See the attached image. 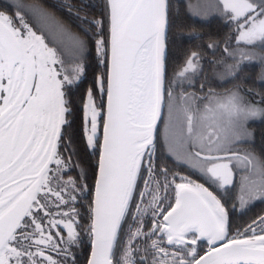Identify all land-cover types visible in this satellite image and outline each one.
Wrapping results in <instances>:
<instances>
[{
    "label": "snow or ice",
    "instance_id": "obj_1",
    "mask_svg": "<svg viewBox=\"0 0 264 264\" xmlns=\"http://www.w3.org/2000/svg\"><path fill=\"white\" fill-rule=\"evenodd\" d=\"M89 7L66 6L79 31L40 0L0 10V264H79L84 235L86 264H264V214L232 221L264 202V152L240 147L264 120V92L241 79L258 64L264 82V0ZM213 12L234 28L170 75V47L203 39ZM93 44L100 71L73 129Z\"/></svg>",
    "mask_w": 264,
    "mask_h": 264
},
{
    "label": "trees",
    "instance_id": "obj_2",
    "mask_svg": "<svg viewBox=\"0 0 264 264\" xmlns=\"http://www.w3.org/2000/svg\"><path fill=\"white\" fill-rule=\"evenodd\" d=\"M13 0H0V10H4L3 6L5 3H12ZM26 2H30V0H26ZM40 2L47 7L50 11L54 12L59 18L63 19L65 22L71 25L73 31H79L77 24L78 21L75 20L73 16H71L65 9L66 6L69 4H74L79 6L80 0H40ZM86 3L91 5H94V7H89L87 9V14L89 18H99L101 15V8L104 5V0H86ZM84 13H81L83 15ZM182 19L185 23H193L195 20L199 18H191L183 16ZM224 19L219 17L216 13H211L207 16V22L203 24H196L198 32H202L204 34L203 39H194L191 41H183L180 43H177L175 45H172L169 50V56H168V71L169 74L175 70L177 66L183 63V60L189 50H197V46L202 43H207L210 39H219L223 38L228 32L234 28V25L225 26ZM107 32V27L105 26V33ZM206 52V50H203ZM257 52L260 51L259 48L256 49ZM220 53H217V56H219ZM100 69L97 67L96 60H95V48L94 44L90 46V52L88 54V71H87V79L85 81H90L92 76H94L96 73H98ZM260 73V66L258 64H248L246 65L244 71L241 73V79L244 77H248L249 79L246 82V86L249 88H252L256 92H264V82L259 81L257 79L258 75ZM203 81V78L201 77L199 80H196L197 87L199 84ZM237 81H232L229 83H223V82H216L213 81L212 83L208 84V87H212L217 89L218 91H222L224 88H230L233 86L234 83ZM190 91L192 89H189ZM79 94L76 93V108L77 111L74 113L75 123L73 124V129H78L79 125L81 123V112L79 111L78 104H79ZM255 99H259V97H254ZM249 127L254 130L255 137H254V143H247L240 145L241 148L251 149L255 153L260 154L261 152H264V120H256L255 122L251 123ZM77 146L80 148V158L85 161V167H87L88 164H92L95 162L97 157L88 156L87 152L83 150L82 144L77 142ZM168 166L172 167L174 170H176L175 165L173 164V161L169 159L167 161ZM184 168H181L180 170H183ZM73 175L75 173H72ZM91 183V182H90ZM82 213L84 212V209H79ZM264 214V202H256L254 207H251L248 212L245 215L235 214L232 216L233 225H243L250 221V219L255 218L256 216ZM250 215V217H247ZM84 243L81 245L79 249H77L78 253V260L79 264H85L86 259L89 255L90 247L87 243L88 237L84 235L83 237Z\"/></svg>",
    "mask_w": 264,
    "mask_h": 264
},
{
    "label": "flooded vegetation",
    "instance_id": "obj_3",
    "mask_svg": "<svg viewBox=\"0 0 264 264\" xmlns=\"http://www.w3.org/2000/svg\"><path fill=\"white\" fill-rule=\"evenodd\" d=\"M92 78H93V76H92ZM92 78H91V80L90 81H85V82H83L82 83V86H81V89L79 90V91H77V93H80L79 94V96L81 95V93L84 91V90H86L89 86H91V84H92ZM79 106H78V108H80V103L78 104ZM81 116H82V113H81ZM80 126V125H79ZM88 154V153H87ZM89 156V155H88ZM181 168H176V171H181L180 170ZM184 170H187V169H184ZM188 171V170H187ZM192 179H194V180H198V179H195L194 177H192ZM199 182H201V181H199ZM77 207H78V209H84V208H81L80 207V205H77ZM251 209V208H250ZM249 209V210H250ZM249 210L247 211L248 212V214H249ZM247 217H250V215H248V216H246V218ZM130 222V221H129ZM127 227V225H125V228Z\"/></svg>",
    "mask_w": 264,
    "mask_h": 264
},
{
    "label": "rangeland",
    "instance_id": "obj_4",
    "mask_svg": "<svg viewBox=\"0 0 264 264\" xmlns=\"http://www.w3.org/2000/svg\"><path fill=\"white\" fill-rule=\"evenodd\" d=\"M214 13V12H213ZM211 14V13H210ZM180 172H182V174H184V175H190L191 177H194L195 179H198L199 180V177L198 176H196V175H192V173L191 172H189V171H187V170H181ZM201 182H203L202 180H201Z\"/></svg>",
    "mask_w": 264,
    "mask_h": 264
},
{
    "label": "water",
    "instance_id": "obj_5",
    "mask_svg": "<svg viewBox=\"0 0 264 264\" xmlns=\"http://www.w3.org/2000/svg\"><path fill=\"white\" fill-rule=\"evenodd\" d=\"M90 251H91V249L89 250V255H90ZM89 255H88V256H89ZM85 264H86V263H85Z\"/></svg>",
    "mask_w": 264,
    "mask_h": 264
}]
</instances>
